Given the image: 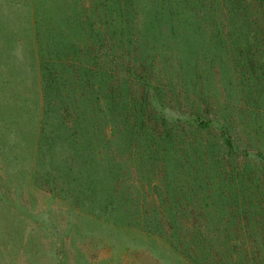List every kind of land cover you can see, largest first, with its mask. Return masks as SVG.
<instances>
[{"label":"rangeland","instance_id":"1","mask_svg":"<svg viewBox=\"0 0 264 264\" xmlns=\"http://www.w3.org/2000/svg\"><path fill=\"white\" fill-rule=\"evenodd\" d=\"M253 212L264 0H0V264H264Z\"/></svg>","mask_w":264,"mask_h":264},{"label":"trees","instance_id":"2","mask_svg":"<svg viewBox=\"0 0 264 264\" xmlns=\"http://www.w3.org/2000/svg\"><path fill=\"white\" fill-rule=\"evenodd\" d=\"M236 174L232 175L229 171H225V175L223 177V180L224 179L226 180V183H225L226 189L222 190V189L217 188V192H218L217 197H215L213 199L209 198L211 203L213 204V206L214 205L221 206V207L235 206L236 208H239V207H244V208L260 207V204L257 203L256 201H253V200L251 201L250 198H248V197L244 198L242 191L235 190V189H233V191L231 190V187L235 183H236V185L241 186V185H243V182H244V177H242V174H240V173L237 174L236 178L232 177V176H235ZM234 178H235V183H234ZM200 183H203V182H200ZM198 186H199V188H202L199 184H198ZM205 189H208V188H205ZM205 193H207V190ZM207 197H208V195L205 194L201 198V201L203 202V199H205ZM209 199H205L204 204H203L204 206H207V205L212 206V204L209 201H207ZM202 202L198 203V206H200L202 204ZM257 214H258V212H256V213L253 212V214H250V217L253 218L255 220V224L259 226V224H261V222L264 220L262 218V215H257ZM242 215H243V213L240 215V217ZM248 220H249V217H246V215H244L243 221L246 225L249 223ZM249 231L250 230H248L247 232L243 231V234H248V236H250L249 234H253V232H249Z\"/></svg>","mask_w":264,"mask_h":264},{"label":"crops","instance_id":"3","mask_svg":"<svg viewBox=\"0 0 264 264\" xmlns=\"http://www.w3.org/2000/svg\"><path fill=\"white\" fill-rule=\"evenodd\" d=\"M43 200H45V201H37V199L34 198V200L19 203V206H21V207L23 206L25 208H28L29 210H32L31 208H35V207L36 208L40 207V209H51V208L57 206L56 204H61V202L54 201L51 199H43ZM12 205H15V204H11V205H9V207H11ZM33 210L35 211V209H33Z\"/></svg>","mask_w":264,"mask_h":264}]
</instances>
